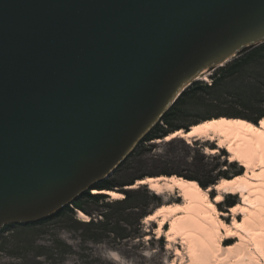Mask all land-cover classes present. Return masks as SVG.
Returning a JSON list of instances; mask_svg holds the SVG:
<instances>
[{"label": "water", "instance_id": "water-1", "mask_svg": "<svg viewBox=\"0 0 264 264\" xmlns=\"http://www.w3.org/2000/svg\"><path fill=\"white\" fill-rule=\"evenodd\" d=\"M263 43L264 0H0V232L94 190L198 76Z\"/></svg>", "mask_w": 264, "mask_h": 264}, {"label": "rangeland", "instance_id": "rangeland-1", "mask_svg": "<svg viewBox=\"0 0 264 264\" xmlns=\"http://www.w3.org/2000/svg\"><path fill=\"white\" fill-rule=\"evenodd\" d=\"M252 50H254V47L240 56L230 59L228 63L210 68L191 85L199 81L209 86L219 68L227 66L234 59H238L246 53L252 52ZM255 59L257 64L258 62L262 63L264 50L260 51ZM238 77L239 75L233 76L226 82H231V80ZM263 89L260 91L262 98L259 100L261 102H256L259 100L254 99L256 100L254 103L252 101L247 103L251 104L252 107L238 105V102L230 96L224 97L220 102L213 95L194 93L196 96L192 97L191 102L188 103V108L185 109L186 114L180 116V119L177 118L178 116L174 118L175 129L181 128L180 130L185 131L191 125L210 118L237 117L251 121L264 118ZM195 105H199V108L193 109L192 106L196 107ZM159 126L163 130L167 128L164 123H160ZM205 149H217V146L201 139L199 141L191 140L189 143L180 138L168 142L164 140L145 142L137 147L131 158L113 172L111 182L122 191L124 190L122 188L124 184L134 183L136 185V182L140 181L136 179L144 180L147 177L157 178L160 176L169 178L175 175L182 176L189 181L195 180L201 188L202 185L213 188L224 179H234L239 176L242 173L240 169L245 172L238 163L232 165L228 161L229 154L225 150L223 152L219 150L217 154L211 156L206 153ZM259 167L256 171L258 170L262 175L263 172ZM213 179L216 180L211 182ZM140 187L143 188V191L147 189L151 191L149 187ZM127 189L130 188H125V190ZM216 194L214 191L209 195L212 198ZM153 195L157 199L148 201L146 207L138 206V201H136L133 208H137V210H133L135 212L132 213H145V217H148L160 206L182 203V198L177 193H164L158 196L153 193ZM233 200L236 204L240 202L238 196L226 195L223 201H226L225 203H221L220 207L216 204L221 213L227 214L226 217H220L225 224L232 223L233 217L229 215L228 202ZM109 203H112V201L110 200ZM85 207L91 212V216L87 215L88 222L98 220L104 223L98 227L99 230L97 227H87L85 219L79 218V212L75 217V223L59 219L26 230L22 228L7 230L4 235H0V264H249L241 260L245 254L252 256L253 263L250 264H264L252 236L250 234L246 235L244 230L239 228H232L233 233L240 236H238V240L233 239L220 243L225 248L235 246L234 249L222 251L221 256L217 259H206L198 262L195 258H192V253L189 251L188 245L184 244V241L198 244L201 243L202 239L205 242L204 231L199 227H188L186 225L169 242L165 235V232L169 230L168 224L163 226L162 237L157 238L155 231L157 224L147 223L144 220L145 218H142V227H134L128 230L130 236L126 237L125 234L115 229V220L124 212L123 207L108 206L102 203L99 205L86 204ZM259 214L261 219L250 232L252 235L259 237L257 240L261 239L260 237L264 231V211H260ZM100 216H105L107 219L101 220ZM242 219V216L236 217V220L242 221ZM105 220H108V223ZM133 224H135V221L126 217L120 226L126 228ZM106 226L107 229H105ZM223 233L225 234V232ZM240 238L244 240L241 241ZM237 242L239 243L237 244Z\"/></svg>", "mask_w": 264, "mask_h": 264}, {"label": "bare ground", "instance_id": "bare-ground-1", "mask_svg": "<svg viewBox=\"0 0 264 264\" xmlns=\"http://www.w3.org/2000/svg\"><path fill=\"white\" fill-rule=\"evenodd\" d=\"M198 78L199 76L195 80ZM261 120H264V118L259 121ZM189 129L188 133L178 130V132L170 134L164 141L168 142L180 138L188 143L191 140L199 141L200 139L214 143L217 149H205L207 154L212 156L217 154L219 150H225L229 154L228 161L231 164L238 163L245 172L234 179H224L213 188L206 190L201 188L195 180L189 181L182 176L175 175L169 178L164 176L147 177L144 180L137 181L135 186L130 187L131 189H136L137 186H146L157 196L164 193H177L182 198L181 204L160 206L144 220L147 223L157 224L155 230L157 238L162 237L163 226L168 224L169 230L165 232V235L169 242L186 225L203 229V237H206L205 242L202 239L201 243L198 244L184 241V244L188 245V249L192 253V258H195L198 262L206 259H217L221 256L222 251L234 249L235 246L225 248L220 244L227 240H238L239 235L233 233L232 228H239L244 230L246 235L250 234L255 241L259 256L264 260V231L260 240H257L259 237L250 233L253 226L261 219L260 211H264V177H262L264 176V124L258 122L254 125L246 119L222 117L200 122L198 125H192ZM257 167L262 170V175L258 170L256 171ZM214 191L217 194L212 199L209 194ZM92 194L107 195L112 202L124 198L115 191L99 192L94 190ZM226 195L238 196L240 199L235 207L229 209V215L233 217L231 224H225L220 219L221 216L226 217L227 214L221 213L216 206V204L223 203ZM237 216H242V221L236 220ZM79 218L88 222V217L83 212H79ZM240 239L241 241L244 240L243 238ZM251 257V255L245 254L241 260L250 264L253 263Z\"/></svg>", "mask_w": 264, "mask_h": 264}, {"label": "trees", "instance_id": "trees-1", "mask_svg": "<svg viewBox=\"0 0 264 264\" xmlns=\"http://www.w3.org/2000/svg\"><path fill=\"white\" fill-rule=\"evenodd\" d=\"M263 50H264V43L263 45L254 47V50H252V52L246 53L244 56H241L238 59H234L227 66L219 68L216 76L212 78V82L210 83L209 86L199 81L197 83H194L192 87L188 88L187 91H185L181 95V97L171 107L169 112L166 113V115L164 116L161 123H164L167 126V128L163 130L162 128H160L159 125L156 126L155 129L142 141L141 144L145 142L163 140L169 134L178 132V130H180L181 128L175 129L176 127L174 126V118L178 116L177 118L180 119V116H182L183 114H186L185 109L188 108V103L191 102L192 97L196 96L194 95V93L199 92V93H204L205 95H209V94L213 95L215 99L220 102L221 100H223L224 97L230 96L231 98H234L236 102H238L237 103L238 105H242V106L245 105L248 107L251 106V104H247L248 102L252 101V103H254L257 99L258 100L261 99L262 94L260 91L262 90V88H264V60L262 63L258 62L257 64L256 63L257 60L255 59V56H257L259 52ZM253 58H254V61H253ZM238 75L239 77L237 79H233L231 80V82H226L227 80L231 79L233 76L235 77ZM202 91H205V92H202ZM263 93H264V89H263ZM256 102H261V100L256 101ZM195 106L196 107L192 106V108L193 109L199 108V105H195ZM233 118H237V117H233ZM233 118H229V119H233ZM262 118L256 119L255 121L253 120L252 121L248 120V121L253 122L255 124L258 120ZM211 119L213 118L202 120L200 122L211 121ZM214 119H218V118H214ZM200 122L194 125H198L200 124ZM185 131L188 132L189 130L185 129ZM240 171H242V173L240 174L242 175L244 172L242 169H240ZM111 178L112 177L103 181L101 184L94 186L92 189H95L99 192H102V190H109V191L117 190L119 193H122L124 195L123 200L114 201L112 203H109L110 199L106 195H93L91 193L92 192L91 190L85 193L84 195H82L78 200H76V202L72 203L70 207H67L63 209L62 211H60L59 214L57 215L51 216L46 220L39 221L36 224L15 225V226L5 227L4 230L0 233V235H4V233L7 230L8 231L14 230L15 228H22L26 230L27 228L37 227V225H46L48 224V222L59 220V219L72 221L75 223L76 221L75 217L77 215V211L83 212L85 215L91 216V212H89L85 207L86 204L87 205L88 204L99 205L102 203L108 206L117 205V206L123 207L124 212H122L119 215V218L115 220L116 221L115 229L125 234L126 237L130 236V233L128 232V230L133 229L134 227L141 228L142 227L141 219L146 218L145 213L133 214L135 212L133 210H137V208H133L134 207L133 204L136 201H138V206H142L143 208V207H146L148 201L156 200L157 197H155V195H153V193H151V191H149L148 189L143 191V188L140 186L136 189L130 188L125 191L124 190L120 191L117 188V186L111 182ZM136 180H141V179H136ZM134 185H135L134 183L124 184L122 188L132 187ZM202 188L207 189L205 185H202ZM150 194H151V197H150ZM212 198L214 199V197ZM219 205L220 204H218V206ZM228 205H229V208H232V207H235L237 204L233 200L231 202H228ZM128 210L130 212H127ZM100 217H101V220L107 219V217L105 216L104 217L100 216ZM126 217L133 219L135 221V224H133L132 226L127 225L128 227L122 228L120 225L123 223L124 218ZM120 219H122L123 221H121ZM96 222H94V220H90L89 222L85 224L87 227H91V228L97 227V229L98 227L104 224L103 222L98 221V220H96ZM105 222L108 223V220L107 221L105 220ZM107 228L108 227L106 226L105 229Z\"/></svg>", "mask_w": 264, "mask_h": 264}, {"label": "snow or ice", "instance_id": "snow-or-ice-1", "mask_svg": "<svg viewBox=\"0 0 264 264\" xmlns=\"http://www.w3.org/2000/svg\"><path fill=\"white\" fill-rule=\"evenodd\" d=\"M260 124H264V120L259 121Z\"/></svg>", "mask_w": 264, "mask_h": 264}, {"label": "flooded vegetation", "instance_id": "flooded-vegetation-1", "mask_svg": "<svg viewBox=\"0 0 264 264\" xmlns=\"http://www.w3.org/2000/svg\"><path fill=\"white\" fill-rule=\"evenodd\" d=\"M216 179L211 180V182L215 181Z\"/></svg>", "mask_w": 264, "mask_h": 264}]
</instances>
